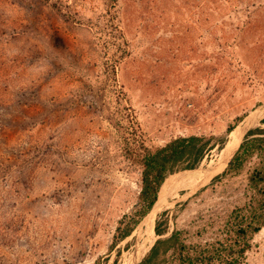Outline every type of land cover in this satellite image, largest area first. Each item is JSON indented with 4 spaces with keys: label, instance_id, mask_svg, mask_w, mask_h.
Returning a JSON list of instances; mask_svg holds the SVG:
<instances>
[{
    "label": "rangeland",
    "instance_id": "1",
    "mask_svg": "<svg viewBox=\"0 0 264 264\" xmlns=\"http://www.w3.org/2000/svg\"><path fill=\"white\" fill-rule=\"evenodd\" d=\"M260 105L264 0H0V264L140 262L157 221L206 240V220L246 201L256 155L162 202L191 192ZM192 135L213 138L198 173L170 175L138 233L148 211L127 143ZM253 244L244 264H264V228Z\"/></svg>",
    "mask_w": 264,
    "mask_h": 264
},
{
    "label": "trees",
    "instance_id": "2",
    "mask_svg": "<svg viewBox=\"0 0 264 264\" xmlns=\"http://www.w3.org/2000/svg\"><path fill=\"white\" fill-rule=\"evenodd\" d=\"M114 4L111 9L115 8ZM109 15L114 19L110 8ZM113 28L118 31L115 26ZM231 131L229 128L228 133ZM212 140V137L196 135L179 136L154 150L135 142L127 143L124 149L127 158L141 169L139 200L143 205L142 214L151 209L170 175L199 167L206 151L212 147ZM225 141V137H220L216 143L222 145ZM254 155L258 162L249 175L246 201L223 215L206 220L196 231V236L201 238L209 234V238L189 242L190 232L185 229H174L166 235L163 222L157 221L155 233L158 239L138 264H244L254 245V237L264 228V128L248 132L226 171L240 173ZM131 230H124L120 237L129 236Z\"/></svg>",
    "mask_w": 264,
    "mask_h": 264
},
{
    "label": "water",
    "instance_id": "3",
    "mask_svg": "<svg viewBox=\"0 0 264 264\" xmlns=\"http://www.w3.org/2000/svg\"><path fill=\"white\" fill-rule=\"evenodd\" d=\"M263 114H264V105L258 106L252 112H250L249 114H247L244 117V119L241 121V123H239L235 127V128H240V132H241V137L239 139V142H238L236 148L232 149V151L229 152L230 154L226 155L224 157V159L220 163L215 164L213 167H211V168H209V169H207L205 171H200L199 173H201V172L204 173L203 177L198 182V184L193 188V190L191 192H189L187 195H185L183 198L176 199V200H173V201H170L169 202V201H167V197L169 195L166 196L165 199H164L165 201L162 202V208L160 209V211L163 210L164 208H166L167 206L175 205V204H177V203H179L181 201H187L189 198L193 197L201 188H203L208 182H210L213 178H215L217 175H219L221 172H223L228 167V165L230 164V162L232 161V159L234 158V156L236 155V153L239 151L240 146L243 143L246 135L248 134V132L250 130H252L251 127L254 125V123L257 121V119L261 115H263ZM188 172L198 173L197 172V168H196L194 170H186V171L177 172V174L173 178H175V177L178 178V177H180L183 174H186ZM159 192H160V190H159ZM158 198H159V193H158V197H157L156 202L153 204V206L151 207V209L148 211V213L143 217L142 221L139 223V225H138V233H140L145 228V226L150 221H152V219H153V224H154L155 218H156L157 214L160 212L159 211L158 213H156L152 217V213L156 210L157 204L159 205V203L161 202V199H162V198H160L158 200ZM164 204H165V206H164ZM160 207H161V204L159 205V208ZM153 229H154V233H155V227L154 226H153ZM155 235H156V233H155ZM137 256H138V254L136 252L135 255H134V257H133V259H132V263L131 264H138V263H140L138 261V259H137Z\"/></svg>",
    "mask_w": 264,
    "mask_h": 264
},
{
    "label": "bare ground",
    "instance_id": "4",
    "mask_svg": "<svg viewBox=\"0 0 264 264\" xmlns=\"http://www.w3.org/2000/svg\"><path fill=\"white\" fill-rule=\"evenodd\" d=\"M236 144H237V134H236V133H233V134L231 135V140H230V142H229L228 145H227V148H226V150H225V153H227V155L230 154L229 152L232 151V149L234 148V146H236ZM188 173H193V172H188ZM159 199H160V195H159L158 200H159ZM160 203H161V202H160ZM160 203H159V205H160ZM156 208H158V204H157Z\"/></svg>",
    "mask_w": 264,
    "mask_h": 264
}]
</instances>
